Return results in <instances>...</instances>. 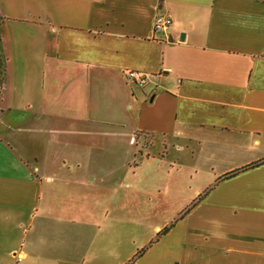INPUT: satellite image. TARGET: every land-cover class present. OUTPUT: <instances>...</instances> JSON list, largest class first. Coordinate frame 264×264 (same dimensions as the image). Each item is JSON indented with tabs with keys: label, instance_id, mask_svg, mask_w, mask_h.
I'll use <instances>...</instances> for the list:
<instances>
[{
	"label": "crops",
	"instance_id": "obj_1",
	"mask_svg": "<svg viewBox=\"0 0 264 264\" xmlns=\"http://www.w3.org/2000/svg\"><path fill=\"white\" fill-rule=\"evenodd\" d=\"M0 58V264L146 245L138 264H264V0H0ZM159 137L172 158L150 159ZM121 151L148 163L105 161ZM125 163L133 177H104ZM153 197L167 230L120 243L113 219Z\"/></svg>",
	"mask_w": 264,
	"mask_h": 264
},
{
	"label": "rangeland",
	"instance_id": "obj_2",
	"mask_svg": "<svg viewBox=\"0 0 264 264\" xmlns=\"http://www.w3.org/2000/svg\"><path fill=\"white\" fill-rule=\"evenodd\" d=\"M1 77H2V62L0 58V82L2 80ZM161 139L162 138L159 137V140H158L159 142L155 144L151 149V151L158 153V157L150 158V159H163L162 155L169 156V158H172L175 155L174 152L176 151L174 150V148H172L171 151L169 148V153L167 154H165V152L161 153L164 150V146L162 145V143H160ZM107 160H111V161L119 160L120 162H125L127 160H130L129 163L134 162V161L147 162L146 156L140 153L139 151L137 152L136 151H121V152H115V153L106 152L105 161ZM154 161L155 160H153V162ZM156 161L159 162V160H156ZM129 163H125L124 165H121L120 167L114 168V169H107V168L103 169L104 177L108 179L109 178L114 179L115 182L118 178L121 180V178L133 177L132 169H135V165L134 163H132L131 167H129ZM154 164L155 163H152V165ZM80 170L81 169H74L76 173H78ZM149 170H152V168H150V164H146L145 167L139 168L137 170L136 176L138 177L144 176V174L146 173L148 174ZM70 174H75V173L72 172ZM159 177H160V174L153 172V178L159 179ZM171 177H172V180H171L172 184H170L169 186L170 187L169 192L171 193L170 189H172L174 192H178L177 183L180 182V180H182L183 176L180 179V176L176 174H172L170 178ZM108 179L106 180V185H107ZM188 180L189 179H186V181ZM185 186H187V184ZM108 191L111 193L113 192L110 190ZM121 198H123V195H121ZM166 202L168 203V205H170L172 204L173 200H168ZM146 203L148 206H147V209L145 210H141L140 207H137L133 210H130L124 213L126 210L122 209L121 215L117 218V220L113 219L114 223L117 224L118 229H119L118 235L120 237V243H135V242H139V240L145 241L152 233L157 235V233L161 229H163L161 228V226H163L165 222L172 221L175 218L174 216L175 211L169 208L171 206L165 207L162 205L164 203V199L160 197L156 199V197H153V199L147 200ZM130 208L131 207H129V209ZM158 227H160L161 229H158ZM145 247L147 248V245L138 248L139 251L138 253H136V255L139 256L140 255L139 252L144 251Z\"/></svg>",
	"mask_w": 264,
	"mask_h": 264
},
{
	"label": "built area",
	"instance_id": "obj_3",
	"mask_svg": "<svg viewBox=\"0 0 264 264\" xmlns=\"http://www.w3.org/2000/svg\"><path fill=\"white\" fill-rule=\"evenodd\" d=\"M172 24V18L165 14V13H158L155 17L154 21V32L155 33H162L170 27ZM127 77L129 80L139 86L145 85L149 81V74L143 73L139 70L135 69H129L126 72ZM21 258L19 257V260ZM124 264H138V256L135 255L134 257L130 258L126 263Z\"/></svg>",
	"mask_w": 264,
	"mask_h": 264
},
{
	"label": "trees",
	"instance_id": "obj_4",
	"mask_svg": "<svg viewBox=\"0 0 264 264\" xmlns=\"http://www.w3.org/2000/svg\"><path fill=\"white\" fill-rule=\"evenodd\" d=\"M255 165H256V164H255ZM166 230H167V228H164V229H163V231H166ZM160 233H161V232H160ZM142 252H143V251H142ZM140 254H142V253L140 252Z\"/></svg>",
	"mask_w": 264,
	"mask_h": 264
}]
</instances>
